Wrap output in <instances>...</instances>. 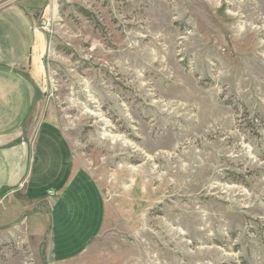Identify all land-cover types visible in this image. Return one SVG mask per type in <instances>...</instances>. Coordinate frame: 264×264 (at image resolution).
Returning <instances> with one entry per match:
<instances>
[{
	"label": "rangeland",
	"instance_id": "rangeland-1",
	"mask_svg": "<svg viewBox=\"0 0 264 264\" xmlns=\"http://www.w3.org/2000/svg\"><path fill=\"white\" fill-rule=\"evenodd\" d=\"M212 1L47 0L36 14V108L104 198L88 264H264V0ZM9 237L0 261L37 264Z\"/></svg>",
	"mask_w": 264,
	"mask_h": 264
},
{
	"label": "crops",
	"instance_id": "crops-1",
	"mask_svg": "<svg viewBox=\"0 0 264 264\" xmlns=\"http://www.w3.org/2000/svg\"><path fill=\"white\" fill-rule=\"evenodd\" d=\"M46 2L0 0V237L21 234L37 264H88L103 231V194L36 108L45 44L36 14ZM9 261L22 258L0 263Z\"/></svg>",
	"mask_w": 264,
	"mask_h": 264
},
{
	"label": "bare ground",
	"instance_id": "bare-ground-1",
	"mask_svg": "<svg viewBox=\"0 0 264 264\" xmlns=\"http://www.w3.org/2000/svg\"><path fill=\"white\" fill-rule=\"evenodd\" d=\"M210 2L212 3L213 1H212V0H210Z\"/></svg>",
	"mask_w": 264,
	"mask_h": 264
}]
</instances>
